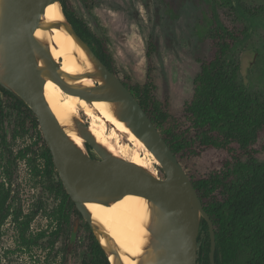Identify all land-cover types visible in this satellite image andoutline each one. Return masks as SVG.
<instances>
[{"label":"rangeland","instance_id":"374dc122","mask_svg":"<svg viewBox=\"0 0 264 264\" xmlns=\"http://www.w3.org/2000/svg\"><path fill=\"white\" fill-rule=\"evenodd\" d=\"M211 1V0H210ZM238 6L257 9L264 0H234ZM73 10L90 28L104 37L114 60L116 74L122 79L143 83L147 73V52H153L157 93L169 95V111L178 113L195 90V78L200 72V60L210 56L208 32L213 14L227 26L238 24L246 34L232 49V56L240 63L239 79L251 91L264 90V13L253 11L252 16L239 22L240 10L234 11L219 0H70ZM213 4V6H212ZM94 83H96L94 81ZM4 119L0 130V180L12 154L13 207L23 211L22 221L33 216L25 232L20 222L10 217L2 227L0 264H85L94 259L96 250L90 238L87 221L73 206L69 219L61 224L56 214L62 204L60 194L49 192L44 159L46 141L39 126L17 106L13 97L1 95ZM80 117L87 122L86 115ZM3 135L6 142L2 141ZM123 144L145 159L150 170L160 178L165 173L158 163L146 156L141 148L122 136ZM122 144V145H123ZM127 147V148H128ZM90 155L97 152L86 146ZM254 148L264 160V134ZM129 155V156H128ZM131 155V156H130ZM130 157V158H129ZM148 157V158H147ZM124 158L134 162L131 153ZM225 150L208 149L185 160L191 175L203 176L225 169L229 160ZM149 161V162H148ZM55 180L58 179L54 175ZM52 213V216L50 214ZM79 229L72 240L74 221ZM20 220V221H21Z\"/></svg>","mask_w":264,"mask_h":264},{"label":"water","instance_id":"95a60500","mask_svg":"<svg viewBox=\"0 0 264 264\" xmlns=\"http://www.w3.org/2000/svg\"><path fill=\"white\" fill-rule=\"evenodd\" d=\"M56 2L60 4L64 20L44 22L46 7ZM40 27H63L86 52L95 70L83 75L63 72L50 45L35 36ZM64 76L72 80L94 78L96 83L76 87ZM47 79L89 102L115 103L118 117L154 154L165 176L160 178L153 171L108 150L80 116L73 120L75 128L99 158L77 145L47 101ZM0 85L35 114L66 192L90 225L111 264L124 263L115 245L110 241L107 246L101 243V235L105 234L93 223L85 203L110 205L128 194L147 198L152 208L151 240L139 264H197L198 236L203 220L207 221L210 231V260L216 264L214 224L189 174L137 97L78 34L61 0H0ZM79 220L74 221L72 240L79 229Z\"/></svg>","mask_w":264,"mask_h":264},{"label":"trees","instance_id":"16d2710c","mask_svg":"<svg viewBox=\"0 0 264 264\" xmlns=\"http://www.w3.org/2000/svg\"><path fill=\"white\" fill-rule=\"evenodd\" d=\"M219 1L234 11L240 10L239 22L254 15V10L264 13V6L254 9L238 6L234 0ZM61 3L78 34L117 73L105 38L98 36L73 10L70 0H61ZM212 16V26L208 32L210 56L200 60L201 69L195 78L194 93L178 113L169 111L167 92L162 97L157 93L152 56L156 49L155 42H151L147 52L145 81L133 82L128 77L121 80L137 97L184 168L186 159L208 149L227 151L230 158L223 171L203 176L187 173L214 224L215 258L218 260L228 255L235 258L240 250L243 264H264V160L258 158L254 148L264 134V90L251 91L240 81V63L232 56L233 47L245 36L247 27L241 29L238 24L227 26L216 15ZM1 95L15 98L17 106L22 107L27 117L39 126L29 106L0 85V130L5 116ZM2 141L6 142L4 135ZM86 146L91 148L88 143ZM44 159L49 179L47 188L49 192L62 195L63 201L56 214L60 223L66 224L71 206L80 212L63 186L47 145ZM16 165L11 154L4 177L0 180V242L2 227L10 217L20 222L25 232L33 218L30 215L22 221V209L15 210L13 207V168ZM54 175L58 177L57 180ZM91 235L96 254L85 264H111L92 230ZM198 244L197 264H210L211 239L206 220L202 221Z\"/></svg>","mask_w":264,"mask_h":264},{"label":"bare ground","instance_id":"6f19581e","mask_svg":"<svg viewBox=\"0 0 264 264\" xmlns=\"http://www.w3.org/2000/svg\"><path fill=\"white\" fill-rule=\"evenodd\" d=\"M63 20L58 2L46 7L43 15L44 22ZM35 36L50 45L51 52L54 58L59 60L63 72L83 75L95 70L86 52L63 27H40L36 30ZM64 79L76 87L92 85L95 81L94 78L89 77L72 80L64 76ZM45 96L68 136L77 145L83 147L85 139L75 128L73 120L79 117L82 111L86 115L90 131L108 150L123 158L127 150L132 154L135 163L150 170L144 158L123 144L122 136L126 135L128 140L135 142L154 163H159L145 143L137 137L125 121L118 117L115 103L89 102L80 96L66 92L52 79H47L45 83ZM85 205L92 215L93 223L105 234V236L101 235V243L107 246L110 241L115 245L124 264H139L151 240L150 201L142 196L128 194L110 205L97 202H86ZM110 258L113 260L114 256L111 255Z\"/></svg>","mask_w":264,"mask_h":264},{"label":"flooded vegetation","instance_id":"af4514ba","mask_svg":"<svg viewBox=\"0 0 264 264\" xmlns=\"http://www.w3.org/2000/svg\"><path fill=\"white\" fill-rule=\"evenodd\" d=\"M45 140V139H44ZM59 175V174H58ZM81 214V213H80ZM83 217V216H82ZM80 223V220H79ZM88 223V222H87ZM90 226V225H89ZM92 230V229H91ZM93 232V231H92ZM92 237L91 233H90V238ZM92 240V238H91ZM198 248H199V244H198ZM216 252V251H215ZM209 260H210V252H209ZM216 264H243V256H242V252L239 250V252L237 253V256L234 258L233 256H223V257H219L218 260L215 258ZM210 264L211 260H210Z\"/></svg>","mask_w":264,"mask_h":264}]
</instances>
